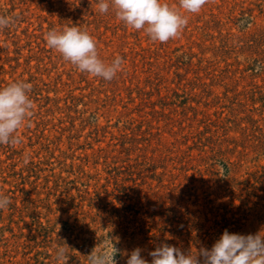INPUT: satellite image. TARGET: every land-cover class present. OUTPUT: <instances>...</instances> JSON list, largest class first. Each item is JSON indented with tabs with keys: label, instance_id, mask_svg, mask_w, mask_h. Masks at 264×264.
<instances>
[{
	"label": "rangeland",
	"instance_id": "obj_1",
	"mask_svg": "<svg viewBox=\"0 0 264 264\" xmlns=\"http://www.w3.org/2000/svg\"><path fill=\"white\" fill-rule=\"evenodd\" d=\"M153 42L98 0H0V89L32 85V115L0 145V264H88L108 236L118 264L163 243L194 255L224 230L264 235V0H209ZM76 26L104 81L62 59L49 30ZM27 157V162H25Z\"/></svg>",
	"mask_w": 264,
	"mask_h": 264
},
{
	"label": "clouds",
	"instance_id": "obj_2",
	"mask_svg": "<svg viewBox=\"0 0 264 264\" xmlns=\"http://www.w3.org/2000/svg\"><path fill=\"white\" fill-rule=\"evenodd\" d=\"M209 0H179V8L186 13H198ZM115 11L117 19L126 27L143 30L153 42L167 43L180 36L188 23V18L177 9L161 0H98L97 10L101 14ZM15 16L0 15V31L12 26ZM46 44L62 59L75 66L81 73H87L104 81H112L122 70L124 60L117 55L110 63L99 58L95 39L76 26L62 30L52 29L46 33ZM32 85L13 82L0 89V145L19 144L17 131L25 126L32 115L33 101L30 98ZM25 162H27V157ZM11 199L0 193V211L6 210ZM66 243L55 249L58 264H68L70 259ZM135 248L127 254L126 264H149ZM120 254L116 242L108 236L102 248H97L88 256V264H118ZM150 264H264V235L229 233L224 230L210 249L201 247L194 255L163 243L149 253Z\"/></svg>",
	"mask_w": 264,
	"mask_h": 264
}]
</instances>
